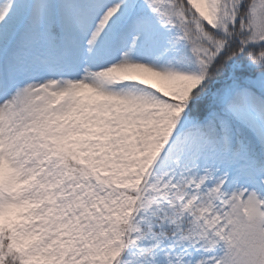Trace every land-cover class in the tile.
<instances>
[{
  "label": "snow or ice",
  "instance_id": "obj_1",
  "mask_svg": "<svg viewBox=\"0 0 264 264\" xmlns=\"http://www.w3.org/2000/svg\"><path fill=\"white\" fill-rule=\"evenodd\" d=\"M0 264H264V0H0Z\"/></svg>",
  "mask_w": 264,
  "mask_h": 264
}]
</instances>
